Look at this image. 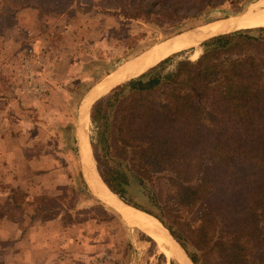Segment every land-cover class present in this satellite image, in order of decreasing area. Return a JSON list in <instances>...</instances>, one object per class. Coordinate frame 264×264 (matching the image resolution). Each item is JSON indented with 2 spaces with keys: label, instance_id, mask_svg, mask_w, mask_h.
<instances>
[{
  "label": "trees",
  "instance_id": "16d2710c",
  "mask_svg": "<svg viewBox=\"0 0 264 264\" xmlns=\"http://www.w3.org/2000/svg\"><path fill=\"white\" fill-rule=\"evenodd\" d=\"M224 1L100 0L107 10L177 31ZM247 1L231 0L239 11ZM61 5L11 0L0 27L21 8L60 14ZM202 46L198 58L172 67L184 48L94 103V157L118 197L192 247L194 264H264V26ZM33 197L45 219L58 215V197ZM14 205L22 211L16 199Z\"/></svg>",
  "mask_w": 264,
  "mask_h": 264
},
{
  "label": "rangeland",
  "instance_id": "374dc122",
  "mask_svg": "<svg viewBox=\"0 0 264 264\" xmlns=\"http://www.w3.org/2000/svg\"><path fill=\"white\" fill-rule=\"evenodd\" d=\"M259 1L248 0L240 11L247 10ZM10 3L11 0H0V21L10 16L3 11ZM61 3L64 6L58 8L60 14L48 12L41 16H23L27 28H32V37L41 39L46 53V61L38 69L40 80L46 84V93L31 98L23 92L16 74L19 52L14 54L11 64L0 65V69L3 68L0 70V87L9 85L20 99L25 96L45 104L44 109L48 106L42 115L47 116L46 119L53 126L43 129L41 133L34 127L31 129L27 138L31 147L30 156L50 150L54 155V143H50L49 138L57 137L59 125H64L62 131L66 144L60 148L62 155L56 161L57 169L42 177L33 173L27 177L28 182L33 186L36 184L38 188L41 185L50 189L54 187V191L50 192L55 194L49 195L59 199V204L54 203L58 215L45 219L44 213L36 212L34 197L22 188H13L6 196L0 192V264H180L169 244L160 249L155 239L133 222L124 219L94 193L80 156L79 108L93 87L155 44L185 30L197 27L199 30L209 29L217 22L238 15L240 11L231 0H225L203 16L185 20L177 31L176 28L170 30L160 24L130 17L123 11L107 10L102 7L100 0H61ZM262 8L264 5L252 10ZM17 15L15 13L10 17L8 26L15 22ZM7 28L0 27V33L5 35ZM246 28L249 27H240L239 24L236 30ZM22 43H30L29 38L24 37ZM194 44L196 46L179 51L171 66L180 59L198 58L203 46L202 43ZM4 46L5 43L0 40V49H4ZM163 59L159 58L155 65ZM31 107L38 109V106ZM92 107L85 121L89 147L82 146L87 159L90 153L94 155L90 145ZM59 108L63 111L57 114ZM36 132L39 136L34 142ZM59 147L56 149L59 150ZM54 160L52 158L50 164ZM132 196L138 202L145 203L138 194L132 192ZM15 199L22 211L14 209ZM3 218L13 223L9 225ZM5 228L10 229L16 238H4L2 231ZM185 250L188 255L193 251L191 246Z\"/></svg>",
  "mask_w": 264,
  "mask_h": 264
},
{
  "label": "crops",
  "instance_id": "0c3cea01",
  "mask_svg": "<svg viewBox=\"0 0 264 264\" xmlns=\"http://www.w3.org/2000/svg\"><path fill=\"white\" fill-rule=\"evenodd\" d=\"M16 13L18 15L15 22L8 26L9 28L5 27V29L7 28L5 31L6 34L3 35L0 33V40L5 43L4 49H0V65L6 66L11 64L14 54L20 52L23 46L22 42L24 37H28L29 42H33L31 39L33 38L32 28H27L23 21V16H31L32 14L41 16L48 12H40L37 8L26 7L21 8ZM33 39L37 40L38 44L42 46L40 38L35 37ZM0 70H3V68ZM4 74L6 76V73ZM26 98L27 97L24 96L20 99V96H18L9 85L0 87V192L3 193L4 196L13 188H22L32 196L55 194L51 193L54 191V187L50 189L45 185H41L38 188L36 184L33 186L31 182L29 183L27 177L30 173L42 177L44 174L52 173L54 169H57L58 164L56 161H59L62 155L60 148L62 144H66V138L62 131V126L64 125H59L60 132L59 135L57 134V137L49 138L51 140L50 143H54V155H52L53 151L50 150L48 152L42 151L35 156H30L29 152L31 147L27 139L28 133L33 127L36 130L38 129L39 133H41L43 129L49 128L50 126L52 127L53 125L46 119L47 116L44 117L42 115V112H46L48 106L46 105L47 108L44 109L45 104L34 102ZM32 105L38 106V109L31 107ZM61 111L63 110L59 108V112L56 113L59 114ZM38 136L36 132L34 140L32 136L31 139L35 142ZM59 145V150H57L56 147ZM63 155L65 154L63 153ZM51 157L55 159L52 164H50V162H52ZM3 186L5 187L3 188ZM55 188L58 187L56 186ZM3 219H5L4 222L9 225L13 223L7 218ZM2 233L4 238H16L10 229L5 228Z\"/></svg>",
  "mask_w": 264,
  "mask_h": 264
},
{
  "label": "bare ground",
  "instance_id": "6f19581e",
  "mask_svg": "<svg viewBox=\"0 0 264 264\" xmlns=\"http://www.w3.org/2000/svg\"><path fill=\"white\" fill-rule=\"evenodd\" d=\"M259 5H264V0L251 5L249 9L243 11L241 14L230 16L224 19L221 23L217 22L215 25H212L213 27H209V29H197L176 35L164 44L152 48L144 55L137 57L136 59H133L125 65L119 67L112 75L93 87L88 92L84 99L83 110H85V108L88 106L86 104H90L93 100L106 95L112 88L116 87L120 83L128 81L129 79L137 77L147 71L149 68L155 65L159 58L163 59L184 48L193 45L196 46L194 43H201L203 40L212 36L233 32L236 30L239 24L240 27L246 26L249 28L264 26V8L252 10V8L255 9V7ZM88 113L89 112L86 111L84 115L85 121H87V116L89 115ZM86 147H89L88 143ZM89 155L90 157L87 159V157H85L83 154L84 160L86 162L84 171L91 181V186L94 193L100 199L119 210L122 213L124 219L126 218L133 222L140 229L155 239L160 249H164L165 245L169 244L170 250L175 255L180 264H193L178 241H176V239L171 236L168 230L161 225L158 219L143 211H140L139 209H135L125 201H122L120 197L117 198L118 195L111 192L107 188L97 173L95 168L96 161L92 153ZM89 161L91 164H89Z\"/></svg>",
  "mask_w": 264,
  "mask_h": 264
},
{
  "label": "built area",
  "instance_id": "2783aa9c",
  "mask_svg": "<svg viewBox=\"0 0 264 264\" xmlns=\"http://www.w3.org/2000/svg\"><path fill=\"white\" fill-rule=\"evenodd\" d=\"M44 48L37 40L23 45L17 55V77L23 92L29 97L42 96L46 93V84L40 80L38 69L46 61Z\"/></svg>",
  "mask_w": 264,
  "mask_h": 264
},
{
  "label": "water",
  "instance_id": "95a60500",
  "mask_svg": "<svg viewBox=\"0 0 264 264\" xmlns=\"http://www.w3.org/2000/svg\"><path fill=\"white\" fill-rule=\"evenodd\" d=\"M249 8V7H248ZM247 8V9H248ZM246 10V9H245ZM245 10H243V11H245ZM243 11H240L238 14H241ZM198 28V27H197ZM197 28H193V29H189V30H185V31H182V32H180V33H176L175 35H173V36H171L170 38H168V39H166V40H164V41H162V42H160V43H157V44H155L154 46H152L150 49H148L145 53H147L149 50H151L152 48H154V47H157V46H159V45H161V44H164L165 42H167V41H169L171 38H173L174 36H176V35H179V34H182V33H185V32H189V31H193V30H195V29H197ZM216 36H218V35H216ZM212 37H215V36H212ZM212 37H210V38H212ZM210 38H207V39H210ZM207 39H205V40H207ZM205 40H203V41H205ZM202 41V42H203ZM201 42V43H202ZM200 44V43H199ZM144 53V54H145ZM143 54V55H144ZM142 56V55H141ZM138 57H140V56H138ZM136 59V58H135ZM128 62H130V61H128ZM128 62H126V63H128ZM125 63V64H126ZM125 64H123V65H125ZM122 65V66H123ZM121 67V66H120ZM106 79V78H105ZM130 80V79H129ZM125 82H127V81H125ZM125 82H123V83H125ZM123 83H120L119 85H121V84H123ZM119 85H117V86H119ZM116 86V87H117ZM116 87H114V88H116ZM114 88H112L111 90H113ZM110 90V91H111ZM109 91V92H110ZM105 96V95H104ZM86 97V96H85ZM101 98V97H100ZM100 98H97V99H95V100H93L90 104H86V105H88L86 108H85V110H83V104H84V99H83V101H82V103H81V105H80V108H79V126H78V132L80 133V136H79V138H80V143H79V145H80V156H81V160H82V166H83V169H84V166L86 165V162H85V160H84V157H83V147L82 146H87V142H89L88 140H86V135H85V117H84V115H85V113H86V111H88L89 109H91V107H92V105H94L93 103H95L98 99H100ZM85 105V106H86ZM84 141V142H83ZM90 143V142H89ZM91 145V144H90ZM91 149H92V147H91ZM93 157H94V155H93ZM94 159H95V157H94ZM95 161H96V159H95ZM95 168H96V170H97V173H98V175H99V177H100V179L103 181V183L107 186V188L111 191V192H113V193H115L109 186H108V184L105 182V180L103 179V177L101 176V174H100V171H99V169H98V166H97V164L95 163ZM121 199V198H120ZM105 202V201H104ZM106 204H108L107 202H105ZM127 203V202H126ZM129 204V203H128ZM108 205H110V204H108ZM129 205H131V204H129ZM111 206V205H110ZM132 207H134L135 209H139L140 211H143V212H145V213H147V214H149V215H151V216H153V217H155L156 219H158L155 215H153V214H151V213H148V212H146V211H144V210H142V209H140V208H137V207H135V206H133V205H131ZM112 208H114L113 206H111ZM117 212H119L121 215H122V213L119 211V210H117L116 208H114ZM122 217H123V215H122ZM159 220V222L161 223V225L163 226V227H165L167 230H168V232L171 234V232H170V230L162 223V221L160 220V219H158ZM171 236L173 237V238H175L172 234H171ZM176 239V238H175ZM176 241H178L177 239H176ZM178 243L180 244V242L178 241ZM180 246L184 249V251H185V253L187 254V256L189 257V255H188V253L186 252V250H185V248L180 244ZM190 258V257H189ZM190 260H191V258H190ZM191 262L194 264V262L191 260Z\"/></svg>",
  "mask_w": 264,
  "mask_h": 264
}]
</instances>
